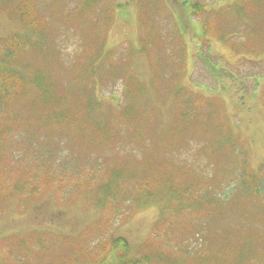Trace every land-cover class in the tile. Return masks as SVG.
<instances>
[{"label":"rangeland","instance_id":"374dc122","mask_svg":"<svg viewBox=\"0 0 264 264\" xmlns=\"http://www.w3.org/2000/svg\"><path fill=\"white\" fill-rule=\"evenodd\" d=\"M28 1L16 5L17 11L13 12V18L10 16V19H7L0 13V40L10 41L11 45L14 40L13 44H18V47L12 50L13 53L16 54L20 51L17 59L22 62L27 61L25 63L26 71H19L20 79L28 88V92L24 95L26 96L24 110H30L32 105L41 103L39 92L49 91L48 99L61 97L58 86L55 85V82L49 81L47 75L57 80L62 74L64 82L71 81L78 87L73 79H76L79 70L83 69L82 65H85L89 52L83 50V55L78 52L75 56L74 49L78 43L80 46H88V49L94 43L88 57V64L95 46L93 26L90 27L95 23L82 22L81 24L87 25L80 26V17L83 16L81 7L76 6L73 9H68L66 6L68 0ZM81 1L83 0H72L77 3ZM103 1L107 8L118 5V3L119 5L124 4V7L117 9L116 18L112 21L114 25L107 39H104L108 48L114 52L112 59L114 65L108 74H120L125 81V78L132 76L131 78H135L137 91L145 95L142 98L144 103L140 105V108L144 111L142 113L146 125L142 132L148 130V133L142 141L151 140L156 143L157 138L154 132H163L160 142L164 140L165 149L173 152L185 146L188 139L196 145L207 141L208 144L205 146L209 147L211 143L215 144V141L217 144L221 143L220 137L230 134L232 137L235 136L239 143L245 147L248 166L257 170L260 166H264V79L259 78L253 87L243 83L246 94L255 89L253 94L245 95L243 109L240 110L237 101H234V91L238 93V101L243 100L241 88L238 84L234 86L235 78L239 79L242 75L252 78L254 74L264 72V64L258 62L260 60L259 50L264 49V35L250 33L244 24L246 16L242 7L236 8L231 13L235 15V20L232 19L233 16H230L228 21H219V28L216 30L219 38L212 35L211 49L210 38L206 36V33H202L203 36L198 34L199 40L196 39L197 32H200L196 25L200 26L203 19L213 22L212 19L215 18L217 10L226 7L230 0H193L197 1L196 13L199 14L198 18H193V20L187 17L185 11L187 0ZM3 2L4 0H0L1 6H3ZM81 4L83 7L85 6V2ZM202 9L207 11H201ZM21 16L29 24L26 29L24 26L27 23L21 24ZM262 19H264V15L257 17V20ZM260 27L264 28V22ZM66 31L73 32L75 36L70 32L65 33ZM232 32L237 33V38L222 39V36H229ZM171 33L177 35V42ZM206 38H208L207 41ZM247 39L249 41H246ZM62 43L65 46L66 61L61 49ZM0 48H3L2 44ZM2 55L0 53V58L3 57ZM188 56L192 66L199 64L195 66L193 73H186L185 70V67L188 72L191 70L189 61L186 62ZM79 58L81 65L77 64ZM239 59L240 63L238 64ZM58 60H61L64 65L62 62H57ZM56 63L59 65V71L55 66ZM11 65L12 61L10 60L0 61V72H7ZM202 65L211 70L213 74L205 70ZM14 67L16 68L15 65ZM75 67H80V69L73 76ZM233 67L240 76L233 72ZM157 69L165 70L157 71ZM174 71L175 73L183 71L186 80L183 78V81H179V77L182 78L183 75L177 76ZM36 72H41V77H37L34 85L30 87L31 76ZM168 73H173L175 77L169 78ZM207 75L215 78L209 80ZM195 80L201 83H197ZM106 83L105 85L103 80L99 82L98 87L101 88L99 94L106 98L110 97V94L118 93L114 89L112 90L109 81ZM180 86L188 87V90L195 95L211 102V108L203 106L190 120H182V127L177 129L179 127L176 126L177 121L182 116L180 102L184 94ZM74 87L73 85L71 93ZM211 94L217 95L219 99L209 97L208 95ZM186 105H188L187 110H196L199 107L190 101L186 102ZM209 112H213V126L210 131L203 127V120ZM228 116L236 122L239 120L240 126L231 125L232 119ZM29 117L30 115L24 114L23 120L26 122ZM225 119L228 120L231 127L226 125L224 131L221 123ZM2 137L8 138L9 136ZM128 142L124 141L121 148H127V150L135 148V144ZM5 145L9 155L1 159L0 163L6 161V168L7 162H11L12 152L15 151L20 155L21 148L12 139ZM185 148L184 153L176 152L177 158L194 164L192 158L195 156L200 161L201 170L205 169L208 156H198L189 147ZM0 150H2L1 145ZM112 151L110 150L111 153L108 154L116 157L117 154ZM208 152L211 151L208 149ZM220 152L219 150L215 151L216 154ZM77 156L80 159L78 160L80 170L83 165L87 166L86 169H90L94 165L92 161L103 160L102 156H93L90 158L89 164H86L80 154ZM44 161L48 163L49 160L45 158ZM28 167L27 161L21 160L18 169H27ZM81 173L82 171H79L78 174ZM17 177L21 178L19 184L26 182L25 173L22 176L17 175ZM10 178H12L11 181L4 180V187L0 189V264H4L7 253L18 254L20 252V243L24 236L30 243L25 251H21L19 254L18 259L23 264H92L101 256L107 260L105 254L109 251L107 247L109 245L105 242L109 241L112 236L107 220L105 222L103 219L99 222L101 216L95 214L93 210L87 212L80 201L72 205L69 199L66 203V200L62 196L60 197L57 192L39 194L38 197L36 196L37 198L28 199L26 191H16L17 193L12 191L17 184V178L15 179L12 175ZM189 179L191 178L189 177ZM62 202L67 204L63 208L61 207ZM258 204L264 206L261 203ZM39 211L44 214V218H40ZM59 212L62 214L61 217L58 216ZM173 218L175 221L172 225L169 220L163 222L165 229L170 230L171 233L167 234L163 240L162 236H159L158 241L162 240L161 244L151 241L152 237L154 239L158 233V225L161 224L159 213L155 208L140 213L132 222L124 224L120 221L115 232L117 236L124 238L131 245L132 250L128 258L133 260L162 255L170 259L177 256L175 253L179 248L191 251V248L196 246L192 243L194 237L202 236L205 232L195 223V220H193L194 225L189 227L190 216H185L182 219ZM110 219L115 221L113 218ZM255 219L264 220V216L259 218L258 215ZM247 223H254V221ZM123 224L126 225L125 229L122 228ZM261 225L264 227V223ZM220 227L222 226L215 227V229ZM243 228L244 225L238 227L235 235L242 238ZM46 229H51L52 232L45 233ZM35 230L44 232L41 233L38 242L34 240ZM58 235H62V238ZM206 240L212 243V248H216V244L219 243L210 237L208 232ZM246 241L248 246L257 245L260 246V249H264V232L254 233V236ZM178 244H181L180 247L177 246ZM100 245L104 246L102 250L99 248ZM221 245L220 249L226 258L221 264H257L260 262L258 257H255L254 260V257L245 256L243 251L238 254L227 244ZM248 246H243V250H246ZM204 250L205 247L200 250L202 255L205 253ZM107 255L111 259L113 258L110 253ZM205 257H199L198 263L194 262V264H207ZM260 259L264 260V255ZM211 262L217 263V259L212 257ZM175 264L179 263L175 262Z\"/></svg>","mask_w":264,"mask_h":264},{"label":"trees","instance_id":"16d2710c","mask_svg":"<svg viewBox=\"0 0 264 264\" xmlns=\"http://www.w3.org/2000/svg\"><path fill=\"white\" fill-rule=\"evenodd\" d=\"M23 2L29 1L4 0L3 6L0 5V13L7 19H10V16L13 18V12L17 11L16 5ZM84 2L83 7L81 3ZM186 3L188 10L197 11V1L187 0ZM54 5L57 8L55 3ZM66 6L68 9L81 7L83 16L80 17V26L87 25L81 24L82 22L95 23L90 25V27L93 26L95 46L88 64V57L94 43L89 46V49L88 46H80L78 43L74 49L75 56L78 52L83 55V50L89 52L85 65H82L83 69L75 67L73 73L74 76L80 69L77 78L73 79L78 87L71 81L64 82L62 74L55 80L44 72L47 79L58 86L61 97L48 99L49 91L39 92L41 103L32 105L30 110H24L23 105L26 101L24 95L28 92V88L20 79L19 71H26L27 61L22 62L17 59L20 51L13 53L12 50L18 47V44H13L14 40L12 45L10 41L0 40V45L2 44L3 47L0 48V53L3 54L0 61H12L11 68L7 72H0V145L2 146L0 160L9 155L5 144L11 139L21 148L20 155L15 151L12 152V163L7 162L6 168V161L0 163V189L4 187L5 179L12 180L10 178L12 175L15 179L17 178V184L12 191H26L28 199L38 197L39 194L57 192L66 200V203L69 199L72 205L80 201L87 212L93 210L95 214L101 216L99 222L103 219L105 222L107 220L112 236L105 244L109 245L107 253H110L113 258L111 259L106 253L107 260L101 256L92 264H175V262L194 264V262L198 263L199 257L202 256H206L207 264H221L226 259L220 249L221 244H227L238 254L243 251L245 256L254 257V260L258 257L259 263L264 264V260L260 259L264 255V249H260L257 245L248 246L246 241L252 238L254 233L264 232V227L260 226L264 220L255 219L258 215L259 218L264 216V206L258 204L264 205V166H260L258 170L248 166L245 147L230 134L220 137L221 143L217 144L215 141V144L211 143L209 147L205 146L208 144L207 141L196 145L188 139L185 146L173 152L165 149L164 140L160 142L163 132H154L157 138L156 143L151 140L142 141L148 133V130L142 132L146 125L142 113L144 111L140 108V105L144 103L142 98L145 95L137 91V84L135 78H131L132 76L125 78V81L120 74H108L114 65L112 62L114 52L108 48L104 39H107L114 25L112 21L116 18V12L124 7V4L119 5L118 3V5L107 8L103 0H83L79 3L68 0ZM238 7L244 10L246 16L244 24L250 33L264 35V28L260 27L264 19L257 20L259 15H263L264 0H230V3L217 12L212 20L218 19L216 21L218 26L219 21H228L230 16H233L232 19L235 20V15L231 13ZM198 11L200 12V9ZM201 11L207 10L202 9ZM206 22L202 33H206L211 44V36L219 38V35L214 30V24L209 19L204 20V24ZM26 23L21 16V24ZM28 25L27 23L24 28L26 29ZM67 32L75 36L73 32L66 31L65 33ZM229 35L232 38L236 37L237 33L232 32ZM61 49L66 61L63 43ZM80 58L77 63L79 65H81ZM62 65H64L63 62ZM55 66L59 71V65L56 63ZM164 70L157 69V71ZM207 71L213 74L211 70L207 69ZM40 73L36 72L31 76L30 87L34 85L37 77H41ZM175 74L183 75L182 78L179 77V81H183V78L186 80L183 71ZM168 77L173 79L175 76L168 73ZM207 77L209 80L215 78L210 75ZM241 78H235L234 86L239 85L244 98L242 84L244 79ZM102 80L105 85L109 81L112 90L118 93L110 94V97L106 98L99 94L101 88L98 84ZM73 85L75 87L71 93ZM234 94V101H237L240 110L243 109L244 100L239 99L238 101V93L234 91ZM191 98L192 96L187 92L180 102L182 116L177 121L176 126H179L177 129L182 127V120L188 121L203 106L207 108L211 106V102L196 95L192 102L199 107L196 110H187L186 102ZM212 113L209 112L203 120V127H206L208 131L213 126ZM24 114L30 115L26 122L23 120ZM238 121L236 123L232 119L231 125L240 126V121ZM221 125L224 131L226 125L231 127L227 119ZM4 135L9 137L3 138ZM124 141L135 144V148L132 147V150L121 148ZM185 147H189L198 156H208L205 169L201 170L200 161L195 156L192 158L194 164L177 158L176 152L184 153ZM208 149L211 152H208ZM110 150H113L112 152L117 156L109 155ZM217 150L221 152L216 154ZM78 154L83 157L86 164H89L93 156H102L103 160L92 161L94 165L90 169H86L87 166L83 165L80 170ZM210 157L211 160H209ZM45 158H48V163L44 161ZM21 160L27 161L29 164L27 169H18ZM79 171L82 173L78 174ZM24 173L26 182L19 184L21 178L17 175L22 176ZM10 186L12 188V184ZM66 203L62 202L61 207L63 208ZM151 208L157 210L161 222L158 225V233L154 239L153 237L151 239L154 243L161 244L167 234L171 233L170 230L165 229L163 222L169 220L172 225L175 221L173 217L182 219L190 216L189 227L194 225L193 220H195V223L205 233L202 234L199 231L202 236L194 237L192 243L196 246L191 248V251L179 248L175 253L177 256L173 258L168 259L162 255H155L132 260L128 258L132 250L131 245L124 238L117 236L115 229L120 221L124 224L132 222L140 213ZM39 212L40 218H44V214ZM58 216H62L61 212ZM110 218L115 221H111ZM249 221H254V223H247ZM124 224L123 229L126 228ZM243 225L241 238L235 233L238 227ZM218 226L222 227L216 230L215 227ZM206 231L210 237L219 242L216 248H212V243L206 240ZM47 232L52 231L46 229L45 233ZM41 233L44 232L35 230L34 240L38 242ZM58 236L62 238V235ZM159 236H162L161 241H158ZM29 243L28 238L24 236L20 243V252H24ZM39 243L42 246L41 241ZM180 245L177 246L180 247ZM104 246L100 245L99 248L102 250ZM243 246H248V248L243 250ZM204 247L205 253L202 255L200 250ZM20 252L18 254L7 253L4 264H23L18 259ZM212 257L217 259V263L211 262Z\"/></svg>","mask_w":264,"mask_h":264}]
</instances>
